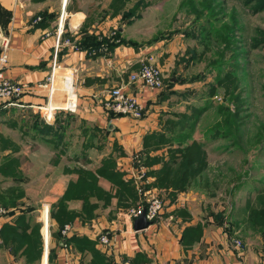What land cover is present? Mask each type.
<instances>
[{
	"label": "crops",
	"instance_id": "crops-1",
	"mask_svg": "<svg viewBox=\"0 0 264 264\" xmlns=\"http://www.w3.org/2000/svg\"><path fill=\"white\" fill-rule=\"evenodd\" d=\"M130 2L131 0H0V34L9 39L4 76L31 87L44 81L50 71L54 35L60 15H63L64 32L82 45L85 33L97 36L108 33L115 26L112 22L122 19L120 13L128 10L126 7H130ZM116 6L120 8L117 9ZM142 14L130 19L125 25L116 27L121 43L107 54L98 53L90 57L85 54L83 47L80 51L65 47L59 51L51 100V106L55 109L53 118L56 117L53 125H44L38 114L39 108L46 103L45 91L24 93L16 99L14 105L0 103V133L10 136V140L5 142L6 146L0 147L3 151H0V166H4L5 170V174L0 171V207L6 201L11 204L9 213L2 218L0 264H30L22 254L24 245L10 230L15 227L18 233L22 230L29 234L35 226L32 215L36 209L33 206L22 210L13 209L16 199L30 195L29 188H25L30 181L38 180L34 178L36 173L28 179L29 167L37 162V156L35 158L30 155L29 150L49 147L47 151L60 155L62 148L66 150L68 157L90 168L94 161L85 150L89 147L97 148L94 150L99 152V159L93 164L96 168L105 158L101 156L107 152L103 149L107 147L105 142H114V146L117 145L123 153L118 157V172H122L121 177L127 179L129 176L125 172L131 154L141 150L147 135L160 132L158 126L166 112H169L166 105H169L168 98L173 95L170 91H176L184 83L177 81V70L181 71L182 67L180 63L174 62L179 55V46L176 38L160 37L140 41L142 33L130 31V27L143 23ZM37 18L38 22L34 23ZM150 59L163 71V88L157 92L149 91L139 81L129 80L130 73ZM115 86H121L125 92L137 95L144 107L142 119L112 117L105 113L100 101ZM63 118H67L66 123H70V126L65 121L54 126L56 122L62 123ZM71 125L77 127L74 129ZM49 133H56V143H53ZM73 137L74 142L71 141ZM99 138H102L101 141ZM85 143L86 147L83 146ZM67 145L69 147L65 148ZM151 152V159L147 158L145 165L151 181L150 187L157 190L160 187L156 186V177L166 161L163 159L167 151L162 148ZM53 162L55 166L56 159ZM75 177L71 180L74 181ZM128 181L131 182V178ZM134 191L136 193L135 188ZM135 193L133 196L129 195L131 201L139 199ZM206 194L191 190L167 191L163 212L158 219L141 230L134 229V219L130 220L128 210L121 207L114 211L113 207L104 209H111V217H76L72 221L74 232L66 237L64 244L61 243L59 224L53 222L48 253L43 248L42 230L37 223L35 228H38L40 245L38 244L36 255L32 259L33 264H123L125 261L129 264H257L263 255L257 256L258 251L249 248L243 207L233 225L236 222L240 224L232 225L234 229L231 230L225 221L220 222L215 218L213 211H208ZM228 195L234 194L229 192ZM38 218L39 214L36 221ZM103 232L110 237L109 248L99 244L96 239V234ZM237 236L243 239L241 249L233 245V239ZM91 244L94 245V252L86 248L92 247Z\"/></svg>",
	"mask_w": 264,
	"mask_h": 264
},
{
	"label": "rangeland",
	"instance_id": "rangeland-1",
	"mask_svg": "<svg viewBox=\"0 0 264 264\" xmlns=\"http://www.w3.org/2000/svg\"><path fill=\"white\" fill-rule=\"evenodd\" d=\"M131 2L129 3L130 7H126L128 10H122V13H120V15L126 13L127 16L122 15V19L116 21V23L112 22L115 26L111 27V30L125 25L130 19H135L143 13V23L131 26L130 31L136 30L142 33L140 41L149 40V38L153 40L160 37H166L167 39L176 38L178 40L177 44L179 48L177 53L179 55L174 62L180 63L182 67L181 71L180 69L177 70V81L184 82L182 83L183 86H180L169 97L170 99L168 98L170 103L166 105V109L169 112H166V116L162 118L158 126L160 132H156L161 133L166 138L161 137L160 141L155 139L158 135H154L155 137L152 139L147 138L146 144L141 147V155L144 160L148 157L151 159V150L165 148L167 155H164L165 158L163 160L166 159L164 162H168L172 151L177 152V149H180L192 140L200 142L204 151V167L198 175L187 177L181 171L178 177H182L183 181L178 184L184 185V190L181 191L206 192L208 194V198H206V204L209 207L208 211H213L218 221H225L228 227H231L230 229L233 230L232 225L238 219L239 210L244 205L251 185L247 184L238 191H233L234 195H228L229 192L232 193L230 191L233 184L231 178L237 176L239 172L242 173V171H239L241 170V165L244 166L242 153L236 151L234 148L223 149L225 145L228 146L230 144V137L214 138L212 137V133L219 127L216 122L218 120L223 122V119L227 117L226 111L221 108L222 105H227L230 110H235L236 106H239L243 110L240 113V116L242 115L244 120L241 129L242 131L244 128L245 130L247 129L249 135L256 132L259 125L264 123V45L261 44L257 48L251 47L254 40L264 38V9L253 12L245 0H131ZM119 8L117 7V9ZM235 23L236 28L235 26L233 27ZM231 27H233L234 31L239 32L238 37L242 52L248 51L241 61L242 67L233 71V75L239 80L238 86L234 94H230L232 83H226L225 81L216 85L215 95L208 96L207 85L215 83L217 77L221 78L225 74H229L228 72H231V67L227 63L234 52L229 53L227 50L228 52L226 51V55H223V59H221V53L224 49H227L226 47L229 43L228 35ZM202 28H205V30ZM210 28L213 30L211 34L206 32ZM152 61L150 59L148 62L155 64ZM177 84L179 83L177 82ZM226 90H228L229 95L226 93ZM238 93L241 98L238 101L233 100L234 95ZM177 99L180 101H176ZM206 100L209 103L205 104ZM198 106H206V108L194 123L192 127L194 132L191 137L185 138L183 135L189 132V123L191 124L192 119L189 118L187 122L184 118L183 122L178 119L184 113L188 115L190 113L193 114V107ZM41 119L44 125H53L56 121V117L50 121H46L42 117ZM66 119L63 118V122L60 124L56 122L54 126H57V124L61 125L64 121L66 123ZM67 126H70V123ZM75 126L71 125L73 128ZM2 134L1 132L0 139L2 140V144L0 147L6 146L7 141L10 140L9 135ZM49 135L52 136L53 143H56L54 142L56 141V133H49ZM99 139L101 141L102 138ZM177 139L182 141L177 143ZM63 140H66V136ZM71 141L74 142L75 137ZM105 143L107 147L103 149L107 150V152L101 156L105 157L103 159L109 160L106 166L108 171L114 170L118 172V157L122 156L123 153L120 148H117V145L116 147L114 146V142L111 144ZM83 146L86 147V143ZM68 147L67 145L65 148ZM94 149L97 148L89 147L85 150L92 156L93 164L99 159V152ZM47 150H49V147L28 151L35 158L37 156V162L29 167L28 179L29 177L31 178L33 173H36L34 174V178H38V180L35 182L29 180L31 183L25 188H29L30 195L28 197H19L13 203L14 210H22V208L25 209L31 206L36 209L32 215L33 223H35L33 230H35L38 223L42 230L41 239L44 250L46 249L45 244L47 242V253L51 223L56 222L59 224L61 243L64 244L66 236L61 234V229L65 224H72V221L76 217L91 219L100 218L102 215L111 217L113 214H109L111 209L107 211L104 209L113 207L114 211L121 207V209L127 211L132 205H137L139 202V199L131 201L127 193H124L122 189L120 190L119 187L117 188L114 185V180H111V182L104 175H99V171H97V168L94 169L93 164H91L90 168L82 166L80 162H76L73 158L68 157L65 154L66 150L62 148L61 152H59L60 155L56 153L55 155L53 152ZM75 153L77 152L75 151ZM54 159H56L55 166L53 165ZM249 169L255 178L260 180L262 177L264 180V157L260 156L256 158L254 160V167L252 169L250 167ZM0 171L5 174L4 166H0ZM118 173L121 175L122 172ZM125 173L127 174V172ZM158 176L161 177L162 175L159 174ZM72 177L76 179L74 178L75 180L73 181L71 180ZM116 178L114 177V179ZM129 178H125L123 181L131 183L134 186L133 180L131 182L128 181ZM166 181L169 183V180ZM149 185L151 186L150 180ZM175 186L163 185L154 190L155 193L164 198L167 191H180ZM88 191L89 193H87ZM82 192L86 194L84 200H86L85 203L87 202L86 209H88L85 216L78 215L82 209L80 205L83 202L81 198ZM64 193L71 196L64 201L65 203L75 202L69 206L68 212L56 210L58 201ZM1 196L5 197L4 194H1ZM2 203L4 202L2 201ZM1 207L6 210V213H9V207H11L10 201H6ZM38 214L39 218L36 221ZM56 215L61 221H56ZM46 220L48 224V237L45 240L44 226ZM239 224L236 223L233 226H238ZM245 227L249 237V241L248 239L246 241L250 242V250L254 248L255 251H258L257 256L263 255L262 258L259 257L260 259L257 264H264V231L262 233L254 231L247 224H245ZM32 231L31 233H33ZM35 236L36 234L30 235V238L34 239L33 244L37 245ZM237 239L243 242L241 237L237 236ZM91 245L92 247L86 248L94 252V245ZM35 249L37 248L33 247L31 250V258L34 256ZM29 262L30 264L34 263V261Z\"/></svg>",
	"mask_w": 264,
	"mask_h": 264
},
{
	"label": "trees",
	"instance_id": "trees-1",
	"mask_svg": "<svg viewBox=\"0 0 264 264\" xmlns=\"http://www.w3.org/2000/svg\"><path fill=\"white\" fill-rule=\"evenodd\" d=\"M245 2L248 5H250L249 8L252 9L253 12H257L259 10L264 9V0H245ZM122 15L127 16L126 13H123ZM234 26H235V28L237 27L236 23L233 25V27ZM233 27H231L229 35H228L229 43L226 47L227 49H224L221 53L222 54L221 59H223L222 57H223V55H226L227 50L229 51V53L234 52L233 54H231V56L228 60V63H227L231 67V72H228L229 74H225L221 78L217 77L215 83H209L207 85V87H208L207 88V90H208L207 95L208 96L215 95L216 94V85L221 84L222 82L226 81V83H230V84L232 83L231 84L232 88L230 90V94H234V91L238 86L239 80H238V78H236L233 75L234 74L233 71L236 69H239V67H242L241 61L243 60V57L245 56L246 52H248V51L242 52L241 47H240V44H241L240 39L238 37L239 32L234 31ZM202 29L205 30V28H202ZM206 32L211 34V32H213V30L210 28V30L209 31L206 30ZM64 34L68 35L66 32ZM115 38L116 39L119 38L117 29H116ZM82 39H83L82 45L81 44L80 45L83 48L97 49L102 44H104V45H106L108 51L112 50L116 45L121 43L120 39H118V42H116L113 37L112 38H106V37L99 38L97 35H95L93 33H90V34L85 33ZM261 44L264 45V38L261 40H254L252 42L251 47L257 48L258 46H261ZM96 54H98V53H96ZM173 93H175V91H170V94H173ZM226 93L229 95L228 90H226ZM234 96L235 97L233 100H236V101H238L241 98L239 93L237 95L235 94ZM207 103H209V101L206 100L205 104H207ZM205 108H206V106L193 107V109H192L193 114L190 113L188 115V114L184 113L180 116V118L178 120L179 121L181 120L182 122H183V118H184V120H186V122L189 118L192 119L191 124L189 123V127H190L188 129L189 132H186L183 135L185 138H188V136L191 137V135L194 132L192 127L194 126V123L197 121L199 115H201L202 112L205 110ZM221 108L226 111L227 117L225 119H223L224 120L223 122L219 121V120L216 122V124L221 129L219 127L216 128L214 133H212V137H214V138L230 137V144L228 146L225 145L223 147V149L227 150V149L234 148L236 151H239L242 153L241 155L243 158L244 166L241 165V170H239V171H242V173L239 172V174L237 176L231 178V182L233 181V184L230 188V191L231 192L238 191L241 187H243L247 184L251 185V189L248 191V195L244 201L242 214L245 215V222L252 230L262 233L264 231V180L262 179V177L260 178V180L255 178L253 176V174L250 172L249 168L251 167V169H252L254 167V160L256 158H258L260 156L264 157V123L259 125L256 132L251 133L249 135L247 133V131H248L247 129L245 130V128H244L243 131L241 129V125L243 124L244 120H243L242 115L240 116V113L243 110L240 109L239 106H236L234 108L235 110H230V108L227 105L226 106L222 105ZM56 114H57V112H56ZM223 116H224V114H223ZM228 116H229V118H228ZM178 120H176V121H178ZM154 135H158V137H156L155 139H158L159 141L162 139L161 137H165L161 133H151L150 135H147L146 138H144L143 146L146 144L147 138L152 139L153 137H155ZM247 135H249V136H247ZM181 141L182 140L177 139V143L178 142L180 143ZM202 148H203V146L200 142H198L196 140H192V141L188 142L186 145H184L183 147H181L180 149H177V152L172 151L170 153V157L168 159V162H164V164L160 168L159 174H161L162 176L161 177L158 176L156 186H158V187H162L163 185L175 186L176 184L182 182L183 181V179H181L182 177H178V175L180 174L181 171L184 175H186L185 177L192 176V175H198L205 165L204 151ZM145 160H144V163H145ZM108 162H109L108 159H103L101 164L96 167L97 171H99V173H100L99 175H101V174L104 175L106 177V179L109 181L114 180L115 182H113V183L117 188L119 187V189L120 190L122 189V191L124 193H127L128 195L133 196L135 193V191H134L135 187L131 183H125L123 181L124 179L121 177V175L117 171H114V170L108 171V168L106 167ZM96 168L94 167V169H96ZM114 177L115 178L117 177V178L114 179ZM166 180H169V183H167ZM181 185H183V184H178L175 187L180 191L184 190L183 189L184 185L183 186H181ZM87 193H89V191ZM136 193H135V195H136ZM69 195L70 194L64 193L61 196V199L58 201V204H57L58 206L56 207V210H58V211L60 210V212L61 211L62 212H68L69 211L68 210L69 206L71 204L75 203V202H69V203L64 202L65 200H67L71 197ZM85 195L86 194L84 192H82L81 198L83 199V202L80 203L82 209L79 211V214H78L80 216H85V214L88 211V209H86L87 202L85 203L86 200H84ZM56 221H61V219H59L57 217V215H56ZM236 223H238V222H236ZM10 230L15 235L18 236L19 242L22 243V246L24 245L22 254H24L25 258L28 261H32V259L36 255L35 251L38 249V247H36V246H38V244L40 245V243H39L40 238L38 236L39 235L38 228L37 229L35 228V230L32 229L33 233H29V234H26L22 230L21 231L19 230V233H18V230L15 227H13ZM33 234H36L35 240L37 241V245H34L33 244L34 239L30 238V235H33ZM60 238H61V236H60ZM64 240L66 242L67 238H65ZM33 247H35L37 249H35L34 256H33V258H31V250ZM50 258H51V253L48 254V259L50 260Z\"/></svg>",
	"mask_w": 264,
	"mask_h": 264
},
{
	"label": "built area",
	"instance_id": "built-area-1",
	"mask_svg": "<svg viewBox=\"0 0 264 264\" xmlns=\"http://www.w3.org/2000/svg\"><path fill=\"white\" fill-rule=\"evenodd\" d=\"M38 20L39 18H37L34 23L38 22ZM64 33L63 15H60L58 26L54 35L53 56L51 59L49 74L46 76L44 81L38 82L32 87L4 76V69L6 68L8 62L9 39L7 36L0 34V103L14 105L16 103V99L24 93L45 91L46 103L44 106L39 108V114L46 121H50L53 118L55 109L51 106V100L54 92L57 55L64 47L70 48L74 51H80L82 49V46H80L77 41ZM115 35L116 28H113L105 35L98 37H113L115 41L118 42ZM83 51L90 57L96 53H109L106 45L104 44L97 49L83 48ZM162 72V69L158 65L145 61L137 70L130 73L129 80L139 81L143 87L149 91L157 92L163 88ZM100 105L105 113L112 117L123 116L134 120H140L144 116V107L140 103L137 95L125 92L121 86L112 87L109 91H107L106 96L102 101H100ZM127 175L131 178V180H133L135 190L139 197L137 205L127 211L129 219L133 220L137 218L141 212L144 211L147 221H155L163 212L165 199L161 195L155 193V190L149 186L146 165L140 150L134 151L131 154ZM6 214V210L3 207H0V229L2 227V218ZM45 225L46 233L44 236L46 240L48 237L47 220L45 221ZM73 232L74 227L72 224H65L61 229V234L66 237ZM96 239L99 244L109 248L110 237L106 232L97 233ZM233 245L239 249L242 248V242L237 238L233 239ZM45 248V250H47V242L45 244ZM123 264H129V262L125 261Z\"/></svg>",
	"mask_w": 264,
	"mask_h": 264
},
{
	"label": "water",
	"instance_id": "water-1",
	"mask_svg": "<svg viewBox=\"0 0 264 264\" xmlns=\"http://www.w3.org/2000/svg\"><path fill=\"white\" fill-rule=\"evenodd\" d=\"M149 221L145 218L144 211L141 212V214L134 219L133 221V227L135 230H141L149 226Z\"/></svg>",
	"mask_w": 264,
	"mask_h": 264
},
{
	"label": "bare ground",
	"instance_id": "bare-ground-1",
	"mask_svg": "<svg viewBox=\"0 0 264 264\" xmlns=\"http://www.w3.org/2000/svg\"><path fill=\"white\" fill-rule=\"evenodd\" d=\"M44 230H45V232L44 233H46V225L44 226ZM47 251V250H46Z\"/></svg>",
	"mask_w": 264,
	"mask_h": 264
}]
</instances>
